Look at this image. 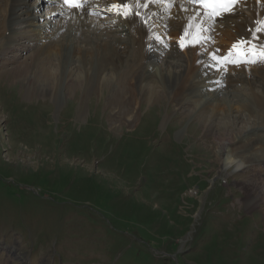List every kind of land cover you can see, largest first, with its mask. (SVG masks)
Wrapping results in <instances>:
<instances>
[{
  "label": "rangeland",
  "instance_id": "rangeland-1",
  "mask_svg": "<svg viewBox=\"0 0 264 264\" xmlns=\"http://www.w3.org/2000/svg\"><path fill=\"white\" fill-rule=\"evenodd\" d=\"M9 30L0 23V44ZM18 43L0 50V264H264V202L245 208L241 185L264 167L217 173L222 120L177 138L195 104L173 113L163 99L118 126L92 81L69 84L56 112L10 70L35 52Z\"/></svg>",
  "mask_w": 264,
  "mask_h": 264
},
{
  "label": "bare ground",
  "instance_id": "bare-ground-1",
  "mask_svg": "<svg viewBox=\"0 0 264 264\" xmlns=\"http://www.w3.org/2000/svg\"><path fill=\"white\" fill-rule=\"evenodd\" d=\"M101 2L122 7L129 4V14L122 17L117 9L115 16L101 19L88 15V8L68 9L59 0H0V23L11 29L3 37L0 50L16 51L19 40L35 46L31 56L10 69L24 75L26 95L51 97L57 112L69 97V84L75 91L92 81L100 93L107 88L112 120L128 127L134 125L142 103L156 106L165 99L164 104L171 105L173 113L184 104L194 103V110L184 109L189 119L176 133L177 138H182L194 120L207 132L219 119V128L213 131L217 173L228 174L233 167L235 172H247L256 165L264 167V60L227 67L219 59L229 56L225 49L240 40L264 49V31L256 33L255 38L249 31L256 27V21L264 20V0H248L239 14L224 16L217 25L203 17L198 8L178 0L170 6L152 0H139V5L137 0ZM160 17L163 19L158 24L163 31L155 23ZM202 21L200 32L195 25ZM217 30L215 40L200 36L211 38V32ZM156 31H161L164 39L156 38ZM171 34L180 44L182 38L183 44L192 41L186 51L179 52L166 39ZM218 51L222 52L219 56ZM238 81L247 86L233 88ZM166 115L162 124L170 118ZM241 185L245 208L264 202V178L258 172Z\"/></svg>",
  "mask_w": 264,
  "mask_h": 264
},
{
  "label": "snow or ice",
  "instance_id": "snow-or-ice-1",
  "mask_svg": "<svg viewBox=\"0 0 264 264\" xmlns=\"http://www.w3.org/2000/svg\"><path fill=\"white\" fill-rule=\"evenodd\" d=\"M152 2H159L168 4L169 6L174 3V0H152ZM189 2L197 3L203 6L205 11L203 12V17H206L208 21L215 22L216 17H222L227 13L235 11L233 5L240 2V0H189ZM63 3L73 7H80L84 3H87V0H63ZM137 4L139 5V0H137ZM113 8H116L122 11L124 16L129 14L128 5L125 4L123 9H120L118 5H112ZM138 14V13H137ZM203 21L201 24L195 25V27L202 32ZM256 27L250 28L249 31L252 32L253 38L256 37V33L264 31V20H259L255 22ZM193 25L190 23L189 28H192ZM209 30H211V25H209ZM243 45V46H242ZM181 46L183 47V38L181 41ZM232 49L237 52V55L247 56L251 55L252 59H246V63H256L258 60H264V49L259 52L256 51V46L252 45L250 47L247 46V42H241L239 44H233ZM231 51V50H230ZM216 59V57H213ZM225 62L230 63H238V61L232 60L229 61L228 56L222 58Z\"/></svg>",
  "mask_w": 264,
  "mask_h": 264
}]
</instances>
